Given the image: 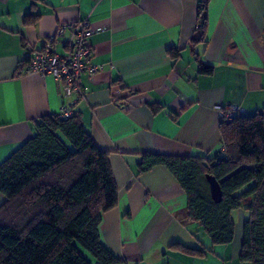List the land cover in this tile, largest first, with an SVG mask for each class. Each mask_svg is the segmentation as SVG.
Returning a JSON list of instances; mask_svg holds the SVG:
<instances>
[{
  "label": "crops",
  "instance_id": "1",
  "mask_svg": "<svg viewBox=\"0 0 264 264\" xmlns=\"http://www.w3.org/2000/svg\"><path fill=\"white\" fill-rule=\"evenodd\" d=\"M198 1L0 0V163L32 136L35 120L70 106L95 144L109 151L118 203L102 213L98 231L126 264H245L239 260L245 212L237 210L232 243L212 245L187 218L186 195L165 166L138 172L144 153L221 151L216 105H238L246 116L264 110V0H208L205 40L193 43ZM80 20L93 29L90 60L102 69L81 75L79 94L65 95L51 75L17 73L49 40L53 51L65 53L73 32L59 28ZM200 63L213 71L200 73Z\"/></svg>",
  "mask_w": 264,
  "mask_h": 264
},
{
  "label": "trees",
  "instance_id": "2",
  "mask_svg": "<svg viewBox=\"0 0 264 264\" xmlns=\"http://www.w3.org/2000/svg\"><path fill=\"white\" fill-rule=\"evenodd\" d=\"M191 42L204 41L208 0L197 4ZM32 22L36 20L33 17ZM175 57L178 52L171 50ZM31 59L16 68L22 73ZM210 74L213 66L200 63ZM153 112L158 110L150 104ZM222 150L213 157L141 154L138 172L165 166L186 195L185 212L212 245H229L235 235L234 210L242 222L239 260L264 264V110L220 120ZM84 127L78 113L68 118L47 114L34 121L31 137L0 163V264H126L100 240L102 213L118 203V189L108 160ZM220 183L215 202L205 175ZM191 255L205 250L174 243Z\"/></svg>",
  "mask_w": 264,
  "mask_h": 264
},
{
  "label": "built area",
  "instance_id": "3",
  "mask_svg": "<svg viewBox=\"0 0 264 264\" xmlns=\"http://www.w3.org/2000/svg\"><path fill=\"white\" fill-rule=\"evenodd\" d=\"M73 32V39L69 42L66 52L63 54L53 51L51 41H47L43 50L35 52L29 66L24 72H37L41 75H51L56 79L65 95L81 92V75L88 73L93 75L102 69V66L91 62L92 47L90 36L93 29L86 20H80L63 24L59 28V34L64 28ZM215 109L219 119L230 121L235 114L241 112V108L235 104L216 105ZM73 115L70 106L63 107L57 116L68 118Z\"/></svg>",
  "mask_w": 264,
  "mask_h": 264
},
{
  "label": "water",
  "instance_id": "4",
  "mask_svg": "<svg viewBox=\"0 0 264 264\" xmlns=\"http://www.w3.org/2000/svg\"><path fill=\"white\" fill-rule=\"evenodd\" d=\"M205 178L208 183V189H209L211 198L215 202H219L222 198V190L220 187V183L215 179L214 176L210 174H206Z\"/></svg>",
  "mask_w": 264,
  "mask_h": 264
},
{
  "label": "rangeland",
  "instance_id": "5",
  "mask_svg": "<svg viewBox=\"0 0 264 264\" xmlns=\"http://www.w3.org/2000/svg\"><path fill=\"white\" fill-rule=\"evenodd\" d=\"M236 215H237V210H234L233 212H232V217H233V219H234V221H235V219H236ZM246 216V215H245ZM247 217V216H246ZM241 233H242V231H241ZM204 235L205 236H207V234L204 232Z\"/></svg>",
  "mask_w": 264,
  "mask_h": 264
}]
</instances>
